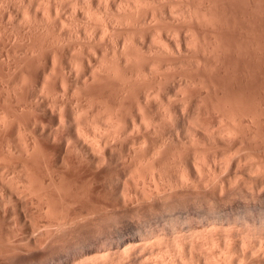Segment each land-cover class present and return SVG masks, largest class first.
<instances>
[{
	"label": "rangeland",
	"instance_id": "obj_1",
	"mask_svg": "<svg viewBox=\"0 0 264 264\" xmlns=\"http://www.w3.org/2000/svg\"><path fill=\"white\" fill-rule=\"evenodd\" d=\"M0 115L5 119L0 116V264H142L137 257L148 263L170 259L171 253L152 259L149 248L175 237L174 223L182 226L177 229L182 234H189L191 225L207 230V209L216 203L204 195L209 189L217 194L222 186L233 190L230 201L224 202L237 205L229 211L230 226L221 211L215 216L220 229H214L220 233L225 226L238 232L248 224L259 228L264 194L260 200L252 194L264 193V184L257 190L249 171L255 175L258 165L264 172V0H0ZM232 116L244 121L236 117L234 124ZM190 120L205 130L192 132ZM226 123L239 128L231 135L236 138L217 136ZM195 156L201 159L198 163ZM25 182L34 193L27 190L29 185L24 190ZM184 221L185 227L180 225ZM190 221L198 224L189 223V229ZM127 247L129 253L135 248V258L124 257ZM156 259L155 264L160 263Z\"/></svg>",
	"mask_w": 264,
	"mask_h": 264
},
{
	"label": "bare ground",
	"instance_id": "obj_2",
	"mask_svg": "<svg viewBox=\"0 0 264 264\" xmlns=\"http://www.w3.org/2000/svg\"><path fill=\"white\" fill-rule=\"evenodd\" d=\"M185 5V4H184ZM189 5V4H188ZM187 8H189V7H187ZM172 12V11H171ZM181 12V11H180ZM185 12V11H184ZM207 12V11H206ZM192 13V12H191ZM208 13V12H207ZM175 14V13H174ZM182 14V13H181ZM185 14V13H184ZM190 14V13H189ZM187 15V14H186ZM210 15V14H209ZM180 16V15H179ZM191 16V15H190ZM206 16V15H205ZM196 17V16H195ZM212 17V16H211ZM179 18H181V17H179ZM197 18V17H196ZM199 18V17H198ZM205 18H207V17H205ZM204 18V19H205ZM203 19V18H202ZM193 20V19H192ZM191 20V21H192ZM187 21V20H186ZM198 21V20H197ZM210 21V20H209ZM193 22V21H192ZM203 22V21H202ZM208 22V21H207ZM211 22V21H210ZM199 23V22H198ZM191 24V23H190ZM194 24V23H193ZM203 24V23H202ZM205 24V23H204ZM207 25V24H206ZM208 26V25H207ZM201 27V26H200ZM214 28V27H213ZM190 30V29H189ZM181 31V30H180ZM192 31V30H191ZM215 31V30H214ZM181 33V32H180ZM192 33V32H191ZM197 33V32H196ZM218 33V32H217ZM216 33V34H217ZM193 35V34H192ZM218 35V34H217ZM197 36V35H196ZM206 36V35H205ZM211 36V35H210ZM161 37V36H160ZM191 37V36H190ZM211 37H214V36H211ZM163 38V37H162ZM188 38V37H187ZM200 38V37H199ZM158 39V38H157ZM156 39V40H157ZM160 39V38H159ZM182 39V38H181ZM196 39V38H195ZM194 39V40H195ZM217 39H218V37H217ZM178 40V39H177ZM189 40H190V38H189ZM194 40L192 41V42H194ZM207 40V39H206ZM185 41V40H184ZM198 41V40H197ZM196 41V42H197ZM200 41V40H199ZM198 41V42H199ZM218 41V40H217ZM180 42V41H179ZM215 42H216V40H215ZM158 43H159V41H158ZM176 43V42H175ZM178 43V42H177ZM186 43V42H185ZM188 43V42H187ZM203 43V42H202ZM164 44V43H163ZM179 44V43H178ZM183 44V43H182ZM201 44V43H200ZM207 44V43H206ZM210 44H211V41H210ZM177 45V44H176ZM192 45V44H191ZM204 45V44H203ZM216 45V44H215ZM219 45H220V43H219ZM160 46V45H159ZM193 46V45H192ZM197 46H198V44H197ZM205 46V45H204ZM217 46V45H216ZM221 46V45H220ZM194 47V46H193ZM192 47V48H193ZM196 47V46H195ZM215 47V46H214ZM188 48H190V47H188ZM197 48V47H196ZM198 48H199V46H198ZM218 48V47H217ZM167 49V48H166ZM181 49V48H180ZM183 49V48H182ZM179 50V49H178ZM159 51V50H158ZM164 51V50H163ZM170 51V50H169ZM174 51V50H173ZM196 51V50H195ZM203 51V50H202ZM205 51V50H204ZM216 51V50H215ZM220 51H221V49H220ZM168 52V51H167ZM201 52V51H200ZM213 52V51H212ZM203 53V52H202ZM208 53V52H207ZM217 53V52H216ZM205 54H206V52H205ZM211 54H213V53H211ZM218 54V53H217ZM204 55V54H203ZM215 55V53L213 54V56ZM221 55V54H220ZM212 56V55H211ZM205 57V56H204ZM207 57V56H206ZM205 57V58H206ZM221 57V56H220ZM209 58V57H208ZM217 58V57H216ZM124 59V58H123ZM125 60H126V58H125ZM127 61V60H126ZM130 61H131V59H130ZM199 61H201V60H199ZM133 62V61H132ZM131 62V63H132ZM193 62V61H192ZM198 62V61H197ZM127 63V62H126ZM155 63V62H154ZM201 64V63H200ZM126 66H127V64H126ZM158 66V65H157ZM198 66V65H197ZM102 68V67H101ZM151 68V67H150ZM157 68V67H156ZM160 68H162V67H160ZM155 69V68H154ZM95 71V70H94ZM93 71V72H94ZM100 71V70H99ZM98 71V72H99ZM110 73V72H109ZM95 73H93V77L95 78ZM100 75H103L102 73L100 74ZM105 75V74H104ZM89 78V77H88ZM97 78V77H96ZM101 78V77H100ZM104 78V77H103ZM111 78V77H110ZM97 79H99V77L97 78ZM107 80V79H106ZM84 81V80H83ZM86 81H87V79H86ZM96 81H98V80H96ZM101 81V80H100ZM93 82V81H92ZM188 82V81H187ZM186 82V83H187ZM86 83V82H85ZM95 83V82H94ZM181 85V84H180ZM183 85V84H182ZM90 86V85H89ZM185 86V85H184ZM19 87V86H18ZM184 91V90H183ZM182 91V92H183ZM179 92V91H178ZM50 94V93H49ZM51 95V94H50ZM186 95H187V92H186ZM19 102V101H18ZM21 102V101H20ZM17 103V102H16ZM187 105V104H186ZM207 106V105H206ZM226 106V105H225ZM241 106V105H240ZM55 107V106H54ZM192 107V106H191ZM2 108V107H1ZM51 108V107H50ZM200 108L201 107H199V110H200ZM209 108V107H208ZM231 108V107H230ZM234 108V107H233ZM202 109V108H201ZM227 109V108H226ZM237 109V108H236ZM238 109H240V108H238ZM7 110V109H6ZM25 110V109H24ZM169 111H170V109H168ZM209 110V109H208ZM213 110H214V108H213ZM4 111V110H3ZM10 111V110H9ZM224 111V110H223ZM238 111V110H237ZM248 111V110H247ZM11 112V111H10ZM171 112V111H170ZM186 112V111H185ZM190 112V111H189ZM194 112V111H193ZM197 112H199V111H197ZM196 112V113H197ZM201 112V111H200ZM215 112V111H214ZM217 112H219V111H217ZM235 112V111H234ZM183 113H184V111H183ZM213 113V112H212ZM220 113H221V111H220ZM233 113V112H232ZM241 113V112H240ZM9 114V113H8ZM171 114V113H170ZM187 114H188V112H187ZM200 114V113H199ZM203 114V113H202ZM214 114V113H213ZM223 114V113H222ZM226 114V113H225ZM228 114V113H227ZM5 115V114H4ZM7 115V114H6ZM12 115V114H11ZM92 115V114H91ZM189 115V114H188ZM198 115V114H197ZM196 115V116H197ZM217 115H220V114H217ZM229 115H231V114H229ZM1 116V115H0ZM87 116V115H86ZM89 116V115H88ZM165 116V115H164ZM186 116V115H185ZM185 116H184V118H185ZM200 116V115H199ZM209 116V115H208ZM222 116V115H221ZM227 116V115H226ZM242 116V115H241ZM244 116V115H243ZM247 116V115H246ZM3 119H4V116H1ZM95 117V116H94ZM98 117V116H97ZM110 117V116H109ZM108 117V118H109ZM175 117V116H174ZM174 117H172V118H174ZM189 117V116H188ZM195 117V116H194ZM204 117V116H203ZM205 117H207V116H205ZM215 117V116H214ZM219 117V116H218ZM230 117V116H229ZM228 117V118H229ZM233 117V116H232ZM237 117V116H236ZM236 117L234 118L233 117V119H232V121H234L235 119H236ZM240 117V116H239ZM248 117V116H247ZM250 117V116H249ZM9 118V117H8ZM167 118V117H166ZM197 118V117H196ZM195 118V119H196ZM228 118H227V121H231V120H228ZM238 118V117H237ZM64 119V118H63ZM150 119V118H149ZM171 119V118H170ZM175 119V118H174ZM200 120L202 119V117L201 118H199ZM199 119L197 120V122L199 121ZM239 119V118H238ZM241 119V118H240ZM239 119V120H240ZM244 119V118H243ZM249 119V118H248ZM252 118H250V120H251ZM255 119V118H254ZM5 120V119H4ZM11 120V119H10ZM9 120V121H10ZM83 120V119H82ZM144 120H145V118H144ZM179 120V119H178ZM186 120V119H185ZM206 120V119H205ZM222 120H223V118H222ZM222 120L221 119H219V121L220 122H222ZM242 120V119H241ZM0 121H1V118H0ZM7 121V120H6ZM5 121V122H6ZM64 121V120H63ZM85 121V120H84ZM95 121V120H94ZM103 121V120H102ZM105 121V120H104ZM103 121V122H104ZM111 121V120H110ZM171 121V120H170ZM181 121V120H180ZM194 121V120H193ZM202 121V120H201ZM218 121V122H219ZM224 121V120H223ZM242 121H244V120H242ZM241 121V122H242ZM248 121V120H247ZM246 121V122H247ZM252 121V120H251ZM254 121V120H253ZM253 121H252V123H253ZM4 122V121H3ZM99 122H100V120H99ZM102 122V123H103ZM147 122V121H146ZM187 122H188V120H187ZM255 123H256V121H254ZM83 123V122H82ZM88 123V122H87ZM94 123V122H93ZM92 123V124H93ZM106 124H107V122H105ZM109 123H111V122H108V124ZM145 123V122H144ZM152 123V122H151ZM183 123V122H182ZM191 123V120H190V122H189V124ZM193 123V122H192ZM231 124H233V122H230ZM236 123V120H235V122H234V124ZM248 123V122H247ZM251 123V124H252ZM254 123V124H255ZM1 124H2V122H1ZM4 124V123H3ZM7 124H8V122H7ZM61 124V123H60ZM91 124V123H90ZM116 124V123H115ZM149 124V123H148ZM173 124V123H172ZM177 124V123H176ZM180 124V123H179ZM200 124H201V122H200ZM204 124V123H203ZM209 124V123H208ZM218 124V123H217ZM222 124V123H221ZM233 124V125H234ZM238 125L239 124H241V123H237ZM236 124V125H237ZM258 124V123H257ZM43 125V124H42ZM77 125H79V123H77ZM81 125V124H80ZM88 125H89V123H88ZM95 125V124H94ZM97 125H99V123H97ZM111 125H112V123H111ZM111 125H108L109 127H111ZM118 125V124H117ZM121 125V124H120ZM144 125H147L146 123L144 124ZM165 125V124H164ZM163 125V126H164ZM191 125V124H190ZM189 125V126H190ZM205 125V126H204ZM204 125H199V126H204V127H210V125L209 126H206V124H204ZM212 125V124H211ZM219 125H220V123H219ZM224 125V123L222 124V126ZM242 125V124H241ZM245 125V124H244ZM256 125V124H255ZM7 126V125H6ZM10 126V125H9ZM64 126V125H63ZM91 126V125H90ZM93 126V125H92ZM91 126V127H92ZM101 126V125H100ZM106 126V125H105ZM122 126H123V124H122ZM161 126V125H160ZM166 126V125H165ZM178 126V125H177ZM188 126V127H189ZM193 125H191V130H192V128H193V130H192V132H194V133H196L199 129L198 128H195V125L192 127ZM213 126V125H212ZM218 126V125H217ZM221 126V125H220ZM226 126H228L227 125V123L225 124V126L222 128V127H218L219 128V131L217 132V133H219L217 136H219V137H222V139L223 138H225L226 136H227V134H228V140L230 139V137H233V136H231V135H235V134H237V133H239V132H235L236 130H238L237 128H233V127H231V126H228V127H226ZM235 126V125H234ZM248 126V125H247ZM246 126V127H247ZM253 126V125H252ZM258 126V125H257ZM256 126V127H257ZM43 127V126H42ZM45 127V126H44ZM84 127V126H83ZM82 127V128H83ZM89 127V126H88ZM94 127V126H93ZM93 127H92V129H93ZM96 127V126H95ZM102 127V126H101ZM118 127V126H117ZM120 127V126H119ZM127 127V126H126ZM125 127V128H126ZM154 127H155V129H157L156 128V126L154 125ZM154 127H153V129H154ZM171 127V126H170ZM181 127V126H180ZM186 127V126H185ZM197 127V126H196ZM236 127V126H235ZM238 127V126H237ZM239 127H241V126H239ZM251 127V126H250ZM250 127H249V130H250ZM53 128V127H52ZM76 128V127H75ZM78 128H80V127H78ZM77 128V129H78ZM98 128V127H97ZM97 128H95V129H97ZM100 128V127H99ZM114 128H115V126H114ZM125 128H124V130H125ZM140 128V127H139ZM173 128V127H172ZM177 127L175 126L173 129L175 130ZM184 128V127H183ZM212 128V127H211ZM210 128V130L212 131V133H213V128L211 129ZM242 128V127H241ZM240 128V129H241ZM243 128H245V127H243ZM3 129V128H2ZM45 129V128H44ZM81 129V128H80ZM84 129V128H83ZM109 129V128H108ZM112 129V131L114 132V131H116L117 130V128H116V130H113V128H111ZM110 129V130H111ZM146 129H147V127H146ZM178 129V128H177ZM204 130H205V128H203ZM202 129V130H203ZM209 129V128H208ZM215 129V128H214ZM88 130V129H87ZM94 130V129H93ZM123 130V131H124ZM161 130H163V129H161ZM160 130V131H161ZM164 130H165V128H164ZM172 130V129H171ZM189 130V129H188ZM190 130V131H191ZM201 130V129H200ZM201 130V131H202ZM216 130H218L217 128H216ZM81 131V130H80ZM105 131H106V129H105ZM151 131V130H150ZM167 131V130H166ZM165 131V132H166ZM200 131V132H201ZM206 131H209V130H206ZM215 131V130H214ZM245 131V130H244ZM85 132V131H84ZM89 132V131H88ZM87 132V133H88ZM93 132V131H92ZM112 132V133H113ZM204 132V131H203ZM241 132V131H240ZM2 133V132H1ZM52 133V132H51ZM56 133V132H55ZM120 133V132H119ZM139 133V132H138ZM145 133V132H144ZM149 133V132H148ZM157 133H158V131H157ZM168 133V132H167ZM186 133V132H185ZM210 133V132H209ZM212 133H210V134H212ZM248 133V132H247ZM3 134V133H2ZM80 134H82L81 132H80ZM86 133H83V135H85ZM98 134V133H97ZM100 134V133H99ZM107 134V133H106ZM154 134V133H153ZM166 134V133H165ZM192 134V133H191ZM197 134V133H196ZM195 134V135H196ZM204 134V133H203ZM206 134H208V133H206ZM210 134L209 135H207L208 137L210 136ZM214 134H215V132H214ZM224 134H225V136H224ZM58 135H59V133H58ZM79 135V134H78ZM82 135V136H83ZM89 135V134H88ZM94 135V134H93ZM110 135V134H109ZM112 135V134H111ZM158 135V134H157ZM188 135H190L189 133H188ZM187 135V136H188ZM194 135V134H193ZM194 135V136H195ZM205 135V134H204ZM240 135V134H239ZM239 135H237V137L239 136ZM244 135V134H243ZM24 136V135H23ZM90 136V135H89ZM97 136V135H96ZM102 136V135H101ZM103 136H105V135H103ZM114 136V135H113ZM116 136V135H115ZM215 136V135H214ZM224 136V137H223ZM230 136V137H229ZM236 136V135H235ZM1 137V136H0ZM79 137H81V135L79 136ZM84 137V136H83ZM93 137V136H92ZM107 137H108V135H107ZM192 137V136H191ZM211 138H212V135L210 136ZM241 137V136H240ZM71 138V137H70ZM87 138V137H86ZM95 138V137H94ZM110 138V137H109ZM199 138V137H198ZM233 138H236V137H233ZM27 139V138H26ZM31 139V138H30ZM85 139V138H84ZM195 139V138H194ZM207 139V138H206ZM213 139V138H212ZM211 139V140H212ZM226 139V140H227ZM232 139V138H231ZM238 139V138H237ZM236 139V140H237ZM243 139V138H242ZM248 139V138H247ZM24 140V139H23ZM108 140V139H107ZM111 140V139H110ZM173 140V139H172ZM197 140V139H196ZM195 140V141H196ZM257 140H258V138H257ZM256 140V141H257ZM36 141V140H35ZM80 141H82L81 139H80ZM85 141L87 142V140H83V143H85ZM89 141V140H88ZM120 141V140H119ZM147 141V140H146ZM194 141V142H195ZM213 141H214V139H213ZM223 141V140H222ZM234 141V140H233ZM241 141V140H240ZM72 142V141H71ZM97 142H98V140H97ZM97 142H95V143H97ZM193 142V141H192ZM243 142V141H242ZM262 142V141H261ZM35 143V142H34ZM80 143V142H79ZM99 143V142H98ZM110 143V142H109ZM176 143V142H175ZM183 143V142H182ZM202 143V142H201ZM215 143V142H214ZM26 144H28V143H26ZM82 144V143H81ZM86 144V143H85ZM90 144V143H89ZM93 144V143H92ZM199 144V143H198ZM248 144V143H247ZM264 144V143H263ZM69 145V144H68ZM79 145V144H78ZM88 145V144H87ZM91 145V144H90ZM95 145H97V144H95ZM106 145H107V143H106ZM111 145V144H110ZM192 145V144H191ZM217 145V144H216ZM227 145V144H226ZM260 145V144H259ZM28 146V145H27ZM75 146V145H74ZM81 146H83V145H81ZM186 146V145H185ZM190 146V145H189ZM193 146H194V144H193ZM205 146V145H204ZM203 146V147H204ZM241 146H242V144H241ZM256 146H258V145H256ZM76 147V146H75ZM93 147V146H92ZM95 147V146H94ZM94 147L92 148V149H94ZM97 147H98V145H97ZM102 147V146H101ZM106 147V146H105ZM191 147V146H190ZM198 147V146H197ZM206 147V146H205ZM91 148V147H90ZM195 148H196V146H195ZM202 148V147H201ZM233 148V147H232ZM35 149V148H34ZM99 150L100 149H102V148H98ZM218 149V148H217ZM245 149V148H244ZM27 150V149H26ZM25 150V151H26ZM94 150H96V149H94ZM199 150V149H198ZM228 150V149H227ZM238 150V149H237ZM24 151V150H23ZM36 151V150H35ZM35 151H33V152H35ZM93 151V150H92ZM96 151H98V150H96ZM186 151V150H185ZM196 151H197V148H196ZM205 151V150H204ZM222 151V150H221ZM225 151V150H224ZM189 152V151H188ZM200 152H203V151H200ZM207 152V151H206ZM205 152V155L207 154ZM243 152V151H242ZM257 152V151H256ZM30 153V152H29ZM70 153V152H69ZM93 153H95V151L93 152ZM99 153V152H98ZM238 153V152H237ZM28 154V153H27ZM32 154V153H31ZM56 154V153H55ZM72 154V153H71ZM96 154V153H95ZM101 154V153H100ZM183 154V153H182ZM194 155L195 154H197V152L196 153H193ZM200 154V153H199ZM216 154V153H215ZM225 154L226 153H224V156H225ZM235 154V153H234ZM239 154V153H238ZM244 154V153H243ZM250 154V153H249ZM258 154V153H257ZM181 155V154H180ZM189 155V154H188ZM237 155V154H236ZM247 155V154H246ZM251 155V154H250ZM249 155V156H250ZM256 155V154H255ZM31 156V155H30ZM98 156V158H99V154L97 155ZM96 156V157H97ZM179 156V155H178ZM193 156V155H192ZM197 156V155H196ZM196 156H195V158H196ZM201 156V155H200ZM199 156V157H200ZM211 156H213V154H211ZM229 156V155H228ZM232 156V155H231ZM241 156V155H240ZM248 156V157H249ZM37 157V156H36ZM104 157V156H103ZM186 157V156H185ZM194 157V156H193ZM210 157V156H209ZM209 157H206V159L208 158L209 160H210V158ZM230 157V156H229ZM232 157H235V155L234 156H232ZM239 157V156H238ZM242 157V156H241ZM257 157V156H256ZM180 158H181V156H180ZM191 158V157H190ZM193 159L194 161H196V159H198V158H196V159ZM203 158H204V156H203ZM218 158V157H217ZM216 158V159H217ZM243 158V157H242ZM250 158V157H249ZM30 159H31V157H30ZM85 159V158H84ZM102 159V158H101ZM207 159V160H208ZM229 159V158H228ZM233 159V158H232ZM253 159V158H252ZM34 160V159H33ZM37 160V159H36ZM106 160V159H105ZM134 160V159H133ZM179 160V159H178ZM184 160V159H183ZM182 160V161H183ZM190 160V159H189ZM201 160V159H200ZM199 159H198V161L196 162V163H198L199 161H200ZM212 160V162H214V160L213 159H211ZM211 160H210V162H211ZM236 160V159H235ZM244 160V159H243ZM98 161H100V160H98ZM150 161V160H149ZM157 161V160H156ZM187 161V160H186ZM202 161H203V164L202 165H204V166H208L209 167V164L208 163H210V162H208V161H206L205 159H202ZM205 161V162H204ZM225 161H226V159H225ZM224 161V162H225ZM241 161V160H240ZM239 161V162H240ZM254 161V160H253ZM65 162V161H64ZM133 162V161H132ZM177 162V161H176ZM191 162V161H190ZM215 162H216V160H215ZM229 162V161H228ZM227 162V163H228ZM101 163V162H100ZM104 163V162H103ZM136 163H138V162H136ZM151 163V162H150ZM157 163V162H156ZM179 163V162H178ZM247 163V162H246ZM256 163V162H255ZM184 164V163H183ZM188 164V163H187ZM195 164V163H194ZM193 164V165H194ZM208 164V165H207ZM212 164V163H211ZM210 164V165H211ZM214 165L216 164V163H213ZM240 164V163H239ZM242 164V163H241ZM36 165V164H35ZM98 165V164H97ZM175 165H177V164H175ZM181 165V164H180ZM179 165V166H180ZM199 165V164H198ZM198 165H197V167H198ZM219 165V164H218ZM222 165H224V163H222ZM231 165V164H230ZM229 165V166H230ZM250 165V164H249ZM256 165V164H255ZM263 165V164H262ZM33 166V165H32ZM147 166H149V165H147ZM156 166V165H155ZM188 166H190V165H188ZM201 166V165H200ZM203 166V167H204ZM216 166H217V164H216ZM228 166V165H227ZM237 166V165H236ZM240 166V165H239ZM251 166V165H250ZM249 166V167H250ZM22 167V166H21ZM24 167V166H23ZM152 167V166H151ZM202 166H201V168H203ZM222 167V166H221ZM220 166H219V168H220V170L221 171H223L222 170V168H221ZM224 167V166H223ZM238 167V166H237ZM262 167V166H261ZM26 168V167H25ZM29 168V167H28ZM139 168V167H138ZM150 168V167H149ZM155 168V167H154ZM186 168V167H185ZM192 168V167H191ZM195 168V167H194ZM199 168V167H198ZM211 168V167H210ZM227 168H229V167H227ZM245 168V167H244ZM251 168V167H250ZM132 169V168H131ZM179 169V168H178ZM236 169H238V168H236ZM257 169H258V165H257V168L255 169V175H254V170H253V173H250L251 171H249V178H253V180H255V186L257 187L256 189L258 190V187H260L261 185H263L264 184V172H262V171H260L261 169H258V176H257ZM22 170V169H21ZM25 170H27V169H25ZM134 170V169H133ZM138 170V169H137ZM137 170H136V174H139V171L137 172ZM147 170V169H146ZM150 170V169H149ZM155 170V169H154ZM199 170V172L201 171L200 169H198ZM198 170H196L197 172H198ZM226 170V169H225ZM239 170H240V167H239ZM242 170H244V169H242ZM38 171V170H37ZM135 171V170H134ZM134 171H131L132 173H134V176L136 175L135 174V172ZM152 171V170H151ZM190 171V170H189ZM210 171H211V169H210ZM228 171V170H227ZM264 171V170H263ZM125 172V171H124ZM141 172V171H140ZM143 172V171H142ZM141 172V174H143ZM145 172V171H144ZM158 173H159V171H157ZM185 172V171H184ZM224 172V171H223ZM222 172V173H223ZM128 173V172H127ZM130 173V172H129ZM154 173V172H153ZM201 173H202V171H201ZM204 173V172H203ZM227 173V172H226ZM235 173H236V171H235ZM31 174V173H30ZM39 174V173H38ZM145 174V173H144ZM155 174V173H154ZM152 175V172H151V175L154 177L155 175ZM199 174V173H198ZM207 174V173H206ZM214 174V173H213ZM232 174V173H231ZM24 176H25V174H23ZM28 175V174H27ZM127 175V174H126ZM131 177H133V175H131V173L129 174ZM140 175V174H139ZM145 175H147V174H145ZM144 175V176H145ZM148 175H149V173H148ZM150 175V176H151ZM161 175H163L162 173H161ZM179 175V174H178ZM230 175V174H229ZM253 176V177H251V176ZM141 176V175H140ZM216 176V175H215ZM242 176V175H241ZM254 176H255V179H254ZM256 176H257V178H256ZM34 177V176H33ZM147 177V176H146ZM211 177V176H210ZM217 177V176H216ZM219 177V176H218ZM240 177V176H239ZM37 178V177H36ZM128 178V177H127ZM151 178V177H150ZM222 178H224V177H222ZM233 178V177H232ZM237 178V177H236ZM29 179V178H28ZM38 179V178H37ZM133 179V178H132ZM135 179V178H134ZM138 179H139V181L141 180V179H143V176H142V178L141 177H138ZM138 179H136V180H138ZM145 179V178H144ZM182 179H187L186 177H183ZM189 179V178H188ZM205 179V178H204ZM214 179V178H213ZM216 179V178H215ZM220 179V178H219ZM231 179V178H230ZM235 179V178H234ZM31 180H32V177H31ZM136 180H134V181H136ZM147 180V179H146ZM151 180V179H150ZM202 179H200V181H201ZM209 180H210V178H209ZM209 180H208V182H209ZM248 180V179H247ZM11 181V180H10ZM133 181V182H134ZM138 181V182H139ZM143 181V180H142ZM159 181H161V180H159ZM185 181H187V180H185ZM206 181V180H205ZM213 181V180H212ZM224 181V180H223ZM246 181V180H245ZM250 181V180H249ZM4 183L6 182V181H3ZM9 182V181H8ZM12 182V181H11ZM23 182V181H22ZM28 182H29V180H28ZM32 182V181H31ZM144 182H145V180H144ZM190 182H192V181H190ZM189 182V183H190ZM222 182V181H221ZM229 182H231V180L229 181ZM239 182V181H238ZM237 182V183H238ZM254 182V181H253ZM3 183V184H4ZM33 184H35L34 182H32ZM125 183H126V181H125ZM137 183V182H136ZM149 183H150V181H149ZM185 182L183 181V184H184ZM187 183H188V181H187ZM193 183V182H192ZM198 183H200V182H198ZM204 183V182H203ZM210 183H211V181H210ZM213 183V182H212ZM211 183V184H212ZM250 183V182H249ZM248 183V184H249ZM1 184V183H0ZM19 184V183H18ZM26 184V185H25ZM25 184L23 183V185L24 186H26V187H24V190L26 191V189L25 188H27V186L29 185H27V183L25 182ZM42 184H43V182H42ZM129 184V183H128ZM247 184V183H246ZM245 184V185H246ZM251 184L253 185V183L251 182ZM145 185V184H144ZM182 185V184H181ZM186 185V184H185ZM204 185V184H203ZM231 185H233V184H231ZM16 186V185H15ZM20 186V185H19ZM30 186H32L31 185V183H30V185L28 186L29 188H27V190H29L30 192H32L34 189H33V187H32V191L30 190ZM37 186V185H36ZM35 186V187H36ZM44 186V185H43ZM180 186V185H179ZM187 186V185H186ZM197 186V185H196ZM254 186V185H253ZM253 186H248V187H252L253 188ZM264 186V185H263ZM21 187H23L22 185H21ZM42 187V186H41ZM128 187V186H127ZM140 187V186H139ZM146 187V186H145ZM157 187V186H156ZM194 187V186H193ZM205 187V186H204ZM216 187V186H215ZM235 187V186H234ZM243 187V186H242ZM12 188H14V187H12ZM37 188V187H36ZM44 188V187H43ZM137 188V187H136ZM244 189H245V187H243ZM17 189H18V185H17ZM16 189V191H19V190H17ZM128 189H129V187H128ZM138 189H140V188H138ZM213 189V188H212ZM217 189V188H216ZM219 189V188H218ZM218 189H217V191H218ZM221 189V188H220ZM230 188H224L223 186H222V190L219 192V193H217L216 194V191H214V192H212L210 189H209V193L207 194V193H205V195H204V197H206V198H209V200L208 199H206L207 201H213L212 202V204L214 205L215 203H216V207L214 208V207H211V205H210V208L209 209H207V210H209L208 211V215L210 216V217H212V218H210L209 216V220L208 219H206V220H208L209 222H210V225L208 226L209 228H213V230L212 229H209L208 230V227H206L207 228V230L209 231H207V230H204V227H203V230L201 229V230H199V228H195V227H193L192 225H191V229H190V225H189V223L190 224H198V221H196L197 223H192L193 222V220H191L190 222H186L187 223V226L189 227V229L191 230V232H189V234L187 233V234H185V232H184V230H183V233L184 234H182L180 231H182V229H180V231L178 232V230L177 229H179V227H182V226H179L177 223H174V224H172V229L175 231H177V235H175V237H173V235H172V239L170 238V239H168L167 237H163V238H161V239H163L162 241L164 242V240L167 238L168 239V241L166 242V240H165V242H166V244H165V242L164 243H160L159 241H160V239H157L156 237V239L158 240L157 242H159V244H162L163 246L162 247H164L165 248V250L164 251H161L163 248H161V250H160V248L159 247H161L155 240H153L154 241V243H157L156 245H158V246H156V245H151V244H149V245H151V246H153V248L155 249H151V248H149L150 249V252H149V254L150 255H152L151 257H152V259L154 258V257H159L160 255H162L163 253H165L164 254V256L167 254H170L171 253V255L173 254L174 256L172 257L171 255V257H170V259H167V257L166 258H164V260H162V261H160L159 260V258L158 259H156V258H154L153 259V261L156 259V261H160V263L159 262H156V263H158V264H185L186 263V261L188 262V263H192V264H264V221H262V223H261V220H260V216L258 217L259 218V222L261 223V226L260 225H258V227L259 228H257L256 227V225L254 224L253 225V228H251L250 226H249V224L248 225H244V226H246L244 229H242V230H239L238 232H236L237 231V225H236V231H234V232H232V228L230 229H227L228 227H226L225 228V226L223 227H221V226H219V227H221V230H220V233H219V231H218V229H220V228H218V226H217V221H218V219L216 218V217H218L219 218V216H217L216 214H219L221 211L223 212V214H224V218H225V221H226V225L228 224V226H230L229 224H230V220H232V219H230V218H233L231 215H232V210H233V208H234V206L235 205H237L236 203H233V204H235V205H233V204H231V203H225L224 201H226V199L228 200V201H230L228 198H230V192H232L233 190H229ZM232 189V188H231ZM13 190V189H12ZM23 190V191H24ZM142 190V189H141ZM184 190V189H183ZM197 190V189H196ZM227 192H226V191ZM247 190V189H246ZM250 190H251V188H250ZM253 191H254V189H252ZM251 190V191H252ZM263 190V189H262ZM262 190H260V192L262 191ZM124 191H126V190H124ZM128 191V190H127ZM148 191V190H147ZM186 191V190H185ZM201 191H203V190H201ZM225 191V192H224ZM237 191V190H236ZM241 191V190H240ZM240 191H237V192H240ZM242 191H244L243 189H242ZM248 191H249V189H248ZM256 191V190H255ZM21 192H22V190H21ZM28 192V191H27ZM137 192V191H136ZM142 192H143V190H142ZM156 192V191H155ZM166 192V191H165ZM199 192V191H198ZM208 192V191H207ZM210 192H212V193H210ZM236 192V193H237ZM32 193H34V192H32ZM38 193V192H37ZM63 193V192H62ZM124 193H126V192H124ZM128 193V192H127ZM126 193V194H127ZM146 193V192H145ZM161 193V192H160ZM189 193V192H188ZM197 193V192H196ZM225 195H224V194ZM235 193V192H234ZM244 193V192H243ZM249 193V192H248ZM254 193V192H253ZM258 192H256V194H257ZM17 194H19V193H17ZM139 194V193H138ZM148 194V193H147ZM251 194V193H250ZM262 194V195H261ZM263 194L264 193H258V195L256 196L255 194L253 195L252 194V197L255 199V198H257V199H259L260 200V198L261 197H263ZM143 195H145V194H143ZM202 195V194H201ZM230 195V196H229ZM234 195H237V194H234ZM239 195V194H238ZM244 196L245 195H247V194H243ZM249 195V194H248ZM247 195V196H248ZM19 196H21V195H19ZM132 196V195H131ZM170 196V195H169ZM180 196H182V194L180 195ZM186 196H188V199H189V197H191V195L189 196V194L188 195H186ZM200 196V195H199ZM13 197V196H12ZM31 197H32V195H31ZM34 197V196H33ZM36 197V196H35ZM123 197V196H122ZM141 197V196H140ZM146 197V196H145ZM152 197V196H151ZM158 197V196H157ZM164 197V196H163ZM197 197V196H196ZM203 197V196H202ZM241 197H242V194H241ZM250 197V196H249ZM26 198H28V197H26ZM42 198V197H41ZM40 198V199H41ZM147 198V197H146ZM195 198V197H194ZM199 197H197V199H198ZM247 197H245V198H243V199H246ZM252 198V201H255V200H257V199H253ZM24 199V198H23ZM32 199V198H31ZM38 199V198H37ZM36 199V200H37ZM45 199H46V197H45ZM129 199V197H127L126 195L124 196V201H127V200ZM133 199V198H132ZM132 199H130V200H132ZM205 199V198H204ZM231 199H233V198H231ZM129 200V201H130ZM166 200V199H165ZM171 200V199H170ZM183 200V199H182ZM185 200V199H184ZM199 200V199H198ZM197 200V201H198ZM201 200V199H200ZM242 200V199H241ZM39 201H42V200H39ZM150 201V200H149ZM190 201H191V198H190ZM189 200H188V202H190ZM204 201V200H203ZM249 201H250V199H249ZM262 201H264V200H262ZM261 201V202H262ZM185 202H186V200H185ZM185 202H184V204H185ZM188 202H186V203H188ZM201 202H202V200H201ZM246 202V201H245ZM259 202V201H258ZM50 203H51V201H50ZM127 203V202H126ZM139 203V202H138ZM191 203V202H190ZM194 203V202H193ZM225 203V204H224ZM39 204H40V202H39ZM43 204V203H42ZM197 204V203H196ZM202 204V203H201ZM208 204H210V203H208ZM177 205V204H176ZM188 205H189V203H188ZM187 205V206H188ZM194 205V204H193ZM200 205V204H199ZM207 205V204H206ZM46 206V205H45ZM163 206V205H162ZM195 206V205H194ZM194 206H193V208H194ZM201 206V205H200ZM218 206V207H217ZM230 206V207H229ZM245 206V205H244ZM39 207V206H38ZM177 207H179V205L177 206ZM186 207V206H185ZM189 207V206H188ZM192 207V206H191ZM191 207H189V208H191ZM199 207V206H198ZM255 207V206H254ZM257 207V206H256ZM165 208V207H164ZM172 208V207H171ZM181 208V207H180ZM192 208V209H193ZM196 208V207H195ZM194 208V209H195ZM203 208V207H202ZM217 208V209H216ZM251 208V207H250ZM102 209V208H101ZM162 209V208H161ZM177 209V208H176ZM187 209V208H186ZM247 209H249V208H247ZM251 209H253V208H251ZM170 210V209H169ZM180 210V209H179ZM181 210H183V209H181ZM197 210V209H196ZM195 210V211H196ZM198 210H199V208H198ZM202 210V209H201ZM253 210H255V208L253 209ZM92 211V210H91ZM175 211V210H174ZM229 211H231V212H229ZM81 212V211H80ZM222 212H221V214H222ZM239 212V211H238ZM247 212V211H246ZM260 212V211H259ZM174 213H176V212H174ZM178 213H179V211H178ZM189 213V212H188ZM234 213V212H233ZM242 213V212H241ZM250 213V212H249ZM254 213V212H253ZM258 213V212H257ZM264 213V212H263ZM100 214V213H99ZM151 214V213H150ZM172 214V213H171ZM248 214V213H247ZM105 215V214H104ZM220 215V214H219ZM241 215V214H240ZM240 215H238V216H240ZM250 215V214H249ZM216 216V217H215ZM252 216V215H251ZM81 217V216H80ZM83 217V216H82ZM94 217V216H93ZM205 217V216H204ZM214 217H215V219H214ZM220 217H222V216H220ZM243 217H244V215H243ZM264 217V216H263ZM118 218V217H117ZM191 218H193L194 219V217H191ZM241 218H242V216H241ZM240 218V219H241ZM252 218H255V217H252ZM257 218V219H258ZM79 219V218H78ZM84 219V218H83ZM103 219V218H102ZM177 219H178V217H177ZM176 219V220H177ZM196 219V218H195ZM210 219H211V221H210ZM216 219H217V221H216ZM235 219V218H234ZM239 219V218H238ZM245 219V218H244ZM244 219H242V220H244ZM246 219H249V217L248 218H246ZM186 220V219H185ZM203 221H204V219H202ZM241 220V221H242ZM250 220V219H249ZM254 221H255V219H253ZM263 220H264V218H263ZM188 221V220H187ZM195 221V220H194ZM222 221V220H221ZM247 221V220H246ZM256 221H258V220H256ZM208 222V223H209ZM232 222V221H231ZM235 222H236V220H235ZM243 222V221H242ZM108 223V222H107ZM200 223H203L202 221H200L199 222V224ZM239 223H241L240 222V220H239ZM254 223H256V222H254ZM243 224V223H242ZM244 224H246V222L244 221ZM180 225H184V227H185V221L183 222V224H181L180 223ZM202 224H200L199 226H201ZM204 225V224H203ZM222 225H225V223H223ZM239 225V224H238ZM143 226V225H142ZM179 226V227H178ZM186 226V227H187ZM197 226V225H196ZM198 226V227H199ZM205 226V225H204ZM207 226V225H206ZM232 226V225H231ZM241 226V225H240ZM66 227V226H65ZM141 227V226H140ZM214 227H217L216 229H217V231H218V233L216 232V229H214ZM169 228V227H168ZM202 228V227H201ZM222 228H223V231H222ZM189 230V231H190ZM234 230V229H233ZM151 231H152V229H151ZM175 231V232H176ZM204 231H205V233H204ZM208 233H207V232ZM102 232V231H101ZM139 232V231H138ZM216 232V233H215ZM236 232V233H235ZM154 233V232H153ZM137 234V233H136ZM161 234V233H160ZM153 235V234H152ZM97 236V235H96ZM120 236V235H119ZM157 236V235H156ZM144 237V236H143ZM121 238V237H120ZM128 238V237H127ZM149 238V237H148ZM159 238V237H158ZM124 239V238H123ZM140 239H141V236H140ZM143 239V238H142ZM150 239V238H149ZM148 239V240H149ZM152 239V238H151ZM114 240V239H113ZM122 240V239H121ZM125 240L126 239H124V242H125ZM148 240H146V241H148ZM38 241V240H37ZM98 241V240H97ZM131 241V240H130ZM142 241V240H141ZM152 241V240H151ZM151 241H150V243H151ZM161 241V242H162ZM119 242V241H118ZM123 242V243H124ZM149 243V242H148ZM41 244V243H40ZM89 244V243H88ZM103 244V243H102ZM102 244H99V245H101L102 246ZM165 244V245H164ZM79 245H81V244H79ZM86 245V244H85ZM122 245V244H121ZM124 245V244H123ZM127 245V244H126ZM148 245V246H149ZM77 246V245H76ZM84 246V245H83ZM95 246V245H94ZM112 246V245H111ZM120 246V245H119ZM141 246H143V245H141ZM54 247V246H53ZM87 247V246H86ZM105 247V246H104ZM113 247H114V245H113ZM129 247V246H128ZM128 247H127V249H128ZM144 247H146V246H144ZM158 249H157V248ZM42 248V247H41ZM94 248V247H93ZM101 248V247H100ZM109 248V247H108ZM121 249H122V247H120ZM126 248V247H125ZM140 248H142V247H140ZM98 249V248H97ZM109 249H111V248H109ZM120 249V250H121ZM124 249V248H123ZM134 252H135V248H131ZM130 249V250H131ZM149 249L147 250V251H149ZM158 251H157V250ZM85 250V249H84ZM87 250V249H86ZM100 250V249H99ZM119 250V251H120ZM130 251V253H129V249H128V252H126V255L124 256V255H122V256H124V257H126L127 258V260L128 259H133L132 258V256L134 255V253H133V251ZM82 251V250H81ZM109 251V250H108ZM145 251H146V249H145ZM83 252V251H82ZM89 252H90V250H89ZM98 252V251H97ZM131 252H132V254H131ZM141 252V251H140ZM144 252V251H143ZM173 252V253H172ZM197 252H200L199 253V255L197 256V258L196 257H194V255H196L195 253H197ZM203 252H206V256L204 255V253ZM71 253V252H70ZM73 253V252H72ZM121 253V252H120ZM122 253H123V251H122ZM129 253V254H128ZM137 250H136V253H135V255L137 256ZM85 254H86V252H85ZM117 254V253H116ZM123 254H125V253H123ZM131 254V256H129ZM143 254V253H142ZM198 254V253H197ZM204 255L203 257L201 256V255ZM145 255V254H144ZM143 255V256H144ZM147 255V254H146ZM145 255V256H146ZM157 255V256H156ZM141 256V255H140ZM116 257V256H115ZM134 257V256H133ZM162 257V256H161ZM168 257V258H169ZM202 258V259H198V258ZM62 258V257H61ZM101 258H102V256H101ZM100 258V259H101ZM109 258L110 259H112L111 257H108V259L107 260H109ZM135 258V257H134ZM138 258V261L140 262L141 260L143 261V263L142 264H144V263H146V264H151L153 261H151L150 263H148L147 261H146V259H145V262H144V260L143 259H141V257H140V259H139V257H137ZM162 258V259H163ZM189 258V260H187ZM123 259V258H122ZM161 259V258H160ZM190 259H191V261H190ZM126 260V259H125ZM124 260V261H125ZM194 260V262L195 263H193L192 261ZM51 261V260H50ZM106 261V260H105ZM130 261V263L133 261V260H129ZM128 261V262H129ZM137 261V260H136ZM149 261V260H148ZM197 261V262H196ZM47 262V261H46ZM110 262V261H109ZM108 262V263H109ZM114 262V261H113ZM120 262V261H119ZM104 263V262H103ZM135 263V262H134ZM190 263V264H191ZM105 264V263H104ZM110 264H111V262H110ZM127 264H129V263H127ZM140 264V263H139ZM153 264H155V261L153 262ZM187 264V263H186Z\"/></svg>",
	"mask_w": 264,
	"mask_h": 264
}]
</instances>
